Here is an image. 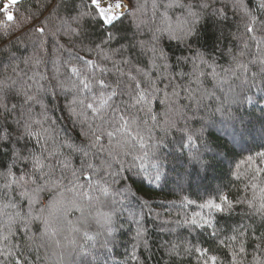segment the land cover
Returning <instances> with one entry per match:
<instances>
[{"label":"snow or ice","instance_id":"6c2138e0","mask_svg":"<svg viewBox=\"0 0 264 264\" xmlns=\"http://www.w3.org/2000/svg\"><path fill=\"white\" fill-rule=\"evenodd\" d=\"M21 2L0 3V36L7 38L0 40V264H27L24 249L38 250L47 240L78 247L74 264H108L97 243L105 253L115 246L125 211L137 225L135 261L136 246L147 241L141 219L125 207L130 196L136 199L133 189L145 181L182 185L201 172L207 179L212 161H227L230 175L245 178L244 194L230 198L218 188L183 226L227 249L228 264H264V88L253 92L258 75L264 84V0L255 9L251 0H152L149 19L141 18L139 0H36L35 11L18 15L12 9ZM229 12L244 33L225 66L215 55L223 32L214 30ZM92 23L100 29L95 36ZM140 57L148 64L141 66ZM49 63L50 71H42ZM257 65L259 73L252 72ZM113 70L117 79L109 82L104 77ZM121 96L127 99L118 104ZM60 97L84 126L80 144L58 139L49 105ZM240 211L259 226L221 227ZM89 221L98 226L94 235L83 232L92 243L78 246L73 233ZM65 231L62 244L55 238ZM249 239L255 242L250 261ZM169 250L195 256L197 264H223L198 241Z\"/></svg>","mask_w":264,"mask_h":264},{"label":"trees","instance_id":"16d2710c","mask_svg":"<svg viewBox=\"0 0 264 264\" xmlns=\"http://www.w3.org/2000/svg\"><path fill=\"white\" fill-rule=\"evenodd\" d=\"M1 1L0 3H3ZM43 2V0H41ZM89 0H76L77 4H88ZM141 4L145 5L143 12L140 14L141 18L149 19L152 17V0H139ZM166 2V0H157V3ZM257 0H251V6L255 9ZM36 0H22V2L15 6L13 11L19 9L18 15L27 14L28 11H35L34 5ZM83 10H87L86 8ZM159 12H163V9H158ZM170 15H178L179 12L172 10L169 12ZM2 19V16H0ZM125 21V24H128ZM88 29L90 32L97 34L100 29L94 24H89ZM223 32V36L218 42V49L215 53L221 64L227 66L229 57L226 55L229 49L238 50L240 47L241 34L244 33V28L242 22L239 18L232 16L229 12L228 19L219 29H215L217 35ZM16 35H19L17 32ZM144 38H147L149 33L147 30L144 32ZM14 38V37H13ZM0 40L7 42V38L0 36ZM168 41H164L167 45ZM23 51V49H21ZM80 55L85 57H91L92 59H97L95 53H87L80 51ZM254 51V47H253ZM221 52L225 53L221 55ZM251 57H248L250 59ZM114 59H119V57H114ZM142 65L148 64L147 57H140ZM108 68H112L111 62L106 64ZM252 72L259 73V66H250ZM51 64L49 63L48 69H41L42 71H50ZM128 71V68H124ZM99 76L100 74L97 73ZM109 82H113L117 79V74L115 70L112 73L106 74L104 77ZM261 76H257L256 85L257 87L253 89V92L257 95L261 94L258 89L264 88V84H261ZM71 97H69L70 99ZM126 96L118 97L116 102L120 104L122 101L126 100ZM68 100L64 97H60L58 100L54 101L53 104L49 105V115L52 120H54L55 128L58 132V139L63 142L80 144L84 140L81 132L84 131V126L81 125L79 120L72 116L66 105ZM247 107V106H246ZM250 110V109H249ZM258 112V109H257ZM158 136H163L162 133H157ZM171 137H168V141ZM253 145L255 149L258 146ZM67 153V149H63ZM165 151H167L165 149ZM236 153H240L239 148L235 149ZM102 155V154H101ZM235 158H239L238 156ZM75 163V160H74ZM215 165L214 169L209 170L207 173V179H201L204 176L203 172L199 176L194 174L193 179L190 183L185 182L182 185H177L169 181L164 183L163 181L149 183L145 181L139 191H135L136 199L129 197L130 203L125 205L126 208H131L136 214L137 219H141L143 228L145 229L144 238L147 241L145 246L143 241H141L135 249V255L137 260L133 261L130 258V254L133 250V245L136 244L135 236L137 225L135 221L129 216V213L125 211L120 219L119 224L123 225L118 235V241L115 246L109 245L110 251L105 253L104 249L100 248V244L97 243V250L101 255V258L105 255L108 257V264H197L195 256L189 257L183 254L176 255L170 252V244L172 243H183L186 240H193V242H200L201 246L210 247L213 249V254L219 257V260L223 264H228L231 257L227 254V249H217L215 243H209L207 241L210 238L204 234L202 236L189 235V229L183 226V220L186 216H190L193 212L201 211L197 205L203 203L205 200L214 198L219 195L216 190L219 188L222 194L228 195L230 198H235L237 195H243L244 184L247 182L243 176L240 180H236L235 176L230 175L229 164L226 161L223 164H219L216 161H212ZM250 195V193H249ZM143 201H147V206H144ZM195 203H190V202ZM205 213L207 210H204ZM79 213L70 215L69 219L75 220ZM253 224V227H258L260 222L258 218L253 223L252 220L244 217L243 212L240 211L239 214H234L230 219L221 222V227L226 231L229 227L235 226L236 224ZM81 228L80 233H73V236L77 240L78 246H83L85 248L89 247L92 242L87 241L84 237L83 232L88 231L89 235H94L97 230V225L94 222L89 221L87 225L79 224ZM264 231V228L260 229ZM68 235L67 231L58 235L55 239L65 243L64 236ZM255 235L258 236V233ZM102 242V237L98 238ZM258 242V241H256ZM248 253L246 260H251V253L255 246V242L249 239ZM73 247L65 249L63 247L57 248L55 240H47L46 246L41 247L37 250L35 246L31 249H24V257L26 258L27 264H74V260H79V248L73 251ZM0 248H3V244H0ZM63 253V259L60 258V254ZM0 259H4L0 257ZM5 264H10V261L5 260Z\"/></svg>","mask_w":264,"mask_h":264},{"label":"water","instance_id":"95a60500","mask_svg":"<svg viewBox=\"0 0 264 264\" xmlns=\"http://www.w3.org/2000/svg\"><path fill=\"white\" fill-rule=\"evenodd\" d=\"M3 1V0H0V2Z\"/></svg>","mask_w":264,"mask_h":264}]
</instances>
